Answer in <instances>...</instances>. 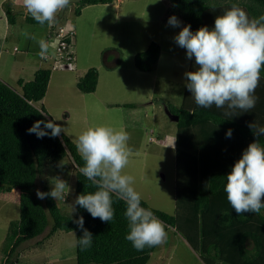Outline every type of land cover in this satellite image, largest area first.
I'll return each instance as SVG.
<instances>
[{"label": "trees", "instance_id": "obj_1", "mask_svg": "<svg viewBox=\"0 0 264 264\" xmlns=\"http://www.w3.org/2000/svg\"><path fill=\"white\" fill-rule=\"evenodd\" d=\"M110 1L80 0L74 13L79 15L85 4ZM169 2L168 16L181 17L183 25L190 24L193 32L202 26L211 29L215 17L233 5L244 9L250 17L264 14V0ZM6 3L5 17L12 24L16 18L14 4L10 0ZM25 21L37 24L26 15ZM159 54V45L151 43L135 55L136 68L150 71ZM196 67L193 58L188 71ZM50 74V69L39 68L32 79H18L16 89L0 80V186L19 190V219L12 230L13 243L3 264H17L18 246L40 235L48 225L47 237L58 230L73 231L76 241L82 231L72 219L79 216L84 217V227L93 234V243L86 250L75 244V264H147L155 247L137 251L125 239L128 227L123 201L113 197L115 217L110 223H103L98 218L93 219L83 208L77 207L74 214L66 215L54 199H37V180L43 162L62 158L75 170V196L95 191L79 173L83 161L72 140L64 133L56 138H37L27 131L37 120H50L46 110L36 106L45 96ZM97 79L98 72L91 67L79 78L77 87L84 93L93 92ZM255 95L258 97L255 107L244 113L237 110V116L232 118L214 105L207 109L198 107L186 87L181 105L168 106L169 113L176 118L174 213L152 208L143 199L141 205L163 221L166 231L172 229L187 240L205 264H264V209L259 214L237 216L224 192L226 174L255 139L248 123L257 121L264 126V70ZM41 111L46 115L42 116ZM228 129L232 130L231 138L226 137ZM260 143L264 146V137L260 138ZM41 191L50 190L43 183Z\"/></svg>", "mask_w": 264, "mask_h": 264}, {"label": "rangeland", "instance_id": "obj_2", "mask_svg": "<svg viewBox=\"0 0 264 264\" xmlns=\"http://www.w3.org/2000/svg\"><path fill=\"white\" fill-rule=\"evenodd\" d=\"M5 1L8 0H0V35L5 34L0 53L1 81L14 76L13 70L18 67H11L16 65L14 59L24 67L32 66L35 61L31 60L40 58L38 45L25 39L22 30L46 40L50 29L47 25L24 22L17 6L15 22L4 25ZM78 3L70 4L53 25L56 29L62 26L74 31V37L63 51L64 58H58L54 45L47 58H40V68L50 69L51 74L45 96L36 106H42L50 120L61 124L62 133L73 142L90 127L126 131L131 152L123 173L134 177L133 187L149 206L173 214L176 118L169 113L168 106L181 105L186 83L184 73L189 70L186 50L173 41L184 26L183 20L177 17L182 22L178 28L167 25L169 0L85 4L76 15ZM153 42L160 47L157 62L150 71L138 70L135 55ZM66 56L70 67L61 66ZM91 67L98 72L97 84L93 92L84 93L78 89L77 82ZM6 84L17 88L14 83ZM61 161L62 170L56 167ZM57 175L68 182L72 192L65 201L55 200L56 204L63 214L71 215L75 170L67 159L43 162L37 189L41 190L44 183L51 190L50 180ZM12 190L0 186V264L9 254L12 230L19 219V191ZM49 227L18 246L17 264H75V233L58 230L47 237ZM167 233L166 242L155 247L147 264H205L187 240L172 229Z\"/></svg>", "mask_w": 264, "mask_h": 264}, {"label": "clouds", "instance_id": "obj_3", "mask_svg": "<svg viewBox=\"0 0 264 264\" xmlns=\"http://www.w3.org/2000/svg\"><path fill=\"white\" fill-rule=\"evenodd\" d=\"M73 3L75 0H22V7L24 14L41 27L47 25L51 28L60 13ZM181 23L175 15L167 21V25L173 28L181 27ZM21 35L38 45L40 58H47L48 41L27 30H22ZM173 41L186 50L187 59L194 58L196 70L186 71L184 77L185 87L198 107L207 109L214 105L224 109V115L229 118L237 116V110L244 113L255 107L258 99L255 92L264 70V14L250 17L244 9L233 5L215 17L211 29L202 26L193 32L190 24L184 25ZM40 114L46 115L43 111ZM248 127L255 139L242 151L225 176L226 199L237 216L259 214L264 209V146L260 143V138L264 137V126L254 121L248 123ZM27 131L37 138H56L64 128L55 120H37ZM231 136L232 130L228 129L226 137ZM129 139L126 131L106 126L90 127L76 137L75 148L83 161L79 173L95 191L76 195L70 206L71 214L79 207L93 219L110 223L115 217L113 197L123 201V215L128 227L125 239L135 250L143 251L146 247L165 243L168 233L163 221L141 205V194L133 187L134 177L123 173L131 152ZM56 167L62 170L64 163L58 162ZM50 183L49 192L36 189L37 199L65 201L72 192L68 182L59 175L52 177ZM72 222L82 231L75 244L81 250L90 248L93 234L84 227V217L73 218Z\"/></svg>", "mask_w": 264, "mask_h": 264}, {"label": "crops", "instance_id": "obj_4", "mask_svg": "<svg viewBox=\"0 0 264 264\" xmlns=\"http://www.w3.org/2000/svg\"><path fill=\"white\" fill-rule=\"evenodd\" d=\"M11 2L15 5L14 6V9H15V7L17 6V11H18V14H20V18L21 19H23L24 20V22H26L25 21V14H24V9H23V7H22V0H11ZM20 9V10H19ZM6 18V17H5ZM2 21V20H1ZM5 21V20H4ZM1 23V22H0ZM3 24L4 25H6L7 24V20L5 21V23L3 22ZM0 28H1V26H0ZM47 28H49L48 26H47ZM58 29V28H57ZM57 29L56 28H53V26L50 28V29H48V31H47V35H46V41H48L49 42V44H50V47H52V45H54V47L56 46L55 45V41H56V39H57ZM0 32H1V30H0ZM4 36H5V34L3 33V34H1L0 35V37H1V39H0V53L2 52V48H3V46H4V44H5V39H4ZM24 59V58H23ZM14 61L16 62L15 64L16 65H13V66H11V67H15V66H18V67H15V69L13 70V72H14V76L13 77H11V78H8V80H3V81H5V83H7V81H8V83H14V84H16V82H17V80L18 79H22V80H25V81H27V80H30V79H32L33 78V75H34V72L37 70V69H39L40 67H41V63H42V60L39 58V60L37 59V57L34 59V60H31V61H35V62H33V63H31V65L32 66H30V65H24V67H22V65H21V62H17L16 61V59H14ZM24 64V63H23ZM20 65V66H19ZM30 76H32V77H30ZM9 85V84H8ZM12 190V189H11ZM18 189H13L12 191H14V192H18L17 191ZM19 193V192H18ZM15 194V193H14ZM19 197V196H18Z\"/></svg>", "mask_w": 264, "mask_h": 264}, {"label": "built area", "instance_id": "obj_5", "mask_svg": "<svg viewBox=\"0 0 264 264\" xmlns=\"http://www.w3.org/2000/svg\"><path fill=\"white\" fill-rule=\"evenodd\" d=\"M70 29V28H69ZM57 42L56 43V48H57V52H58V58H64V49L72 44V37H74V31H71V30H67L65 29L64 27H59L58 28V31H57ZM70 40L69 42L67 40ZM68 66L70 67L69 63H68V59H67V56H66V60L63 61V63L61 64V66Z\"/></svg>", "mask_w": 264, "mask_h": 264}, {"label": "water", "instance_id": "obj_6", "mask_svg": "<svg viewBox=\"0 0 264 264\" xmlns=\"http://www.w3.org/2000/svg\"><path fill=\"white\" fill-rule=\"evenodd\" d=\"M79 1H80V0H75V3H76V2H79ZM63 13H64V12H61V13H60L59 18L63 15Z\"/></svg>", "mask_w": 264, "mask_h": 264}]
</instances>
